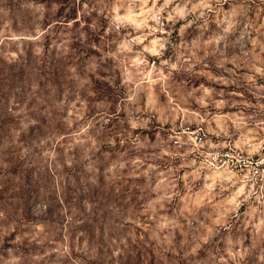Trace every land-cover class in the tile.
Segmentation results:
<instances>
[{
	"label": "clouds",
	"instance_id": "9594fccd",
	"mask_svg": "<svg viewBox=\"0 0 264 264\" xmlns=\"http://www.w3.org/2000/svg\"><path fill=\"white\" fill-rule=\"evenodd\" d=\"M0 264H264V0H0Z\"/></svg>",
	"mask_w": 264,
	"mask_h": 264
}]
</instances>
